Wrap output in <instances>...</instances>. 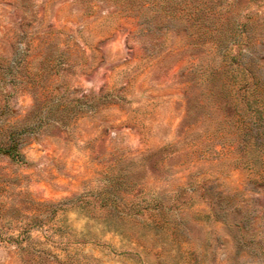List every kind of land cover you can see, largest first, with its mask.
Returning a JSON list of instances; mask_svg holds the SVG:
<instances>
[{
	"label": "rangeland",
	"instance_id": "rangeland-1",
	"mask_svg": "<svg viewBox=\"0 0 264 264\" xmlns=\"http://www.w3.org/2000/svg\"><path fill=\"white\" fill-rule=\"evenodd\" d=\"M0 264H264V0H0Z\"/></svg>",
	"mask_w": 264,
	"mask_h": 264
}]
</instances>
